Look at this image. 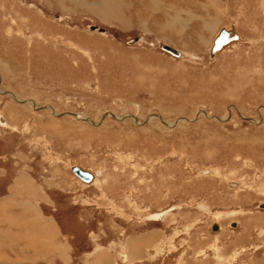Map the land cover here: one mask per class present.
<instances>
[{
	"label": "rangeland",
	"instance_id": "1",
	"mask_svg": "<svg viewBox=\"0 0 264 264\" xmlns=\"http://www.w3.org/2000/svg\"><path fill=\"white\" fill-rule=\"evenodd\" d=\"M0 117V264H264V0H0Z\"/></svg>",
	"mask_w": 264,
	"mask_h": 264
},
{
	"label": "water",
	"instance_id": "2",
	"mask_svg": "<svg viewBox=\"0 0 264 264\" xmlns=\"http://www.w3.org/2000/svg\"><path fill=\"white\" fill-rule=\"evenodd\" d=\"M224 1V0H220ZM89 31H97L98 33H104V30L98 29L96 27H88ZM238 40V36L236 39L229 40V33L225 29H220L218 32L217 36L213 39V46L211 47L212 53L214 51L220 50L224 45H227L229 42L236 41ZM134 42H137V39L134 40ZM159 50L162 51L165 54H168L172 56L174 59H179L182 55L179 51H177L175 48H172L171 46L165 45V44H159ZM4 121L0 117V126H4ZM71 173L76 176L79 180L85 182V183H90L91 180L93 179V175L87 171V170H82L81 168L74 166L71 169ZM259 209L264 210V203L259 205ZM162 215V214H160ZM161 217V216H160ZM213 230H216L215 227H213Z\"/></svg>",
	"mask_w": 264,
	"mask_h": 264
},
{
	"label": "bare ground",
	"instance_id": "3",
	"mask_svg": "<svg viewBox=\"0 0 264 264\" xmlns=\"http://www.w3.org/2000/svg\"><path fill=\"white\" fill-rule=\"evenodd\" d=\"M225 1V0H224ZM224 1H221V2H224ZM220 29H224L223 27H221V28H219L218 30H217V32L215 33V35L213 36V38H212V40H211V44H210V47H209V50H210V48H211V46H213L212 44H213V39L217 36V34H218V32L220 31ZM225 30L229 33V40H233V39H236L237 38V34L236 33H234L233 32V29L231 28V27H228V28H225ZM177 50V49H176ZM177 51H179V50H177ZM180 53H181V57H183L184 56V54L181 52V51H179ZM111 115V114H110ZM76 120H82V121H87V122H89V120H87V119H76ZM116 120V119H115ZM4 124H5V122H4ZM214 152V151H213ZM74 166H70L69 167V172L71 173V169L73 168ZM78 167V166H77ZM80 168V167H79ZM82 169V168H81ZM82 170H84V169H82ZM91 173V172H90ZM72 174V173H71ZM92 174V173H91ZM73 175V174H72ZM93 175V174H92ZM74 176V175H73ZM75 177V179L76 180H78L80 183H82V184H85V185H89V184H91L92 183V181H93V179L91 180V182L90 183H85V182H83V181H81V180H79L76 176H74ZM93 178H94V175L92 176ZM21 185H24L25 186V188H26V185H25V183H24V181H22V182H20L19 183V186H21ZM23 187V186H22ZM24 188V189H25ZM26 191H28V190H26ZM261 204H263V203H261ZM260 204V205H261ZM8 205V204H7ZM200 209H202V207L200 206L199 207ZM166 212H160V213H153V214H150V215H148L147 217H146V219L147 220H149V221H157V220H159V219H161L160 218V216H162V215H164ZM160 214H162V215H160ZM256 218V217H255ZM39 220V219H38ZM41 222H43V221H41ZM42 224V223H41ZM49 226V225H48ZM50 227V226H49ZM216 227V229H217V226H215ZM33 228H34V226H33ZM46 229V228H45ZM215 231V230H214ZM17 240V239H16ZM26 250V249H25ZM137 251V250H136ZM4 252V251H3ZM62 254V253H61ZM60 254V255H61ZM132 254V253H131ZM96 257H94V259H95ZM112 261V260H111ZM105 262H107V260H105ZM108 264H109V261L107 262ZM107 263H105V264H107Z\"/></svg>",
	"mask_w": 264,
	"mask_h": 264
},
{
	"label": "flooded vegetation",
	"instance_id": "4",
	"mask_svg": "<svg viewBox=\"0 0 264 264\" xmlns=\"http://www.w3.org/2000/svg\"><path fill=\"white\" fill-rule=\"evenodd\" d=\"M202 207V209H200L199 207ZM194 209H196L197 211H199L200 213L201 212H208V210H207V208L204 206V205H201V204H198V205H194ZM175 209H177L176 207H175ZM205 209L207 210V211H205ZM153 214V213H152ZM165 215V214H164ZM143 221L144 222H152L153 224L156 222V221H147V219L146 218H143ZM151 223H149V224H146V226L147 225H150ZM235 225V224H234ZM217 226V225H216ZM217 228H218V226H217Z\"/></svg>",
	"mask_w": 264,
	"mask_h": 264
},
{
	"label": "crops",
	"instance_id": "5",
	"mask_svg": "<svg viewBox=\"0 0 264 264\" xmlns=\"http://www.w3.org/2000/svg\"><path fill=\"white\" fill-rule=\"evenodd\" d=\"M45 221V220H44ZM46 225V224H45ZM154 233V232H153ZM154 236V234H152ZM151 236V235H150Z\"/></svg>",
	"mask_w": 264,
	"mask_h": 264
}]
</instances>
